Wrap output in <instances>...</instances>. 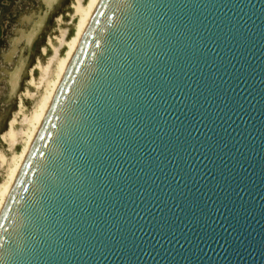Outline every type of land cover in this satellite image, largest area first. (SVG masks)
Wrapping results in <instances>:
<instances>
[{
	"label": "water",
	"instance_id": "1",
	"mask_svg": "<svg viewBox=\"0 0 264 264\" xmlns=\"http://www.w3.org/2000/svg\"><path fill=\"white\" fill-rule=\"evenodd\" d=\"M0 264H264V0H97Z\"/></svg>",
	"mask_w": 264,
	"mask_h": 264
},
{
	"label": "rangeland",
	"instance_id": "2",
	"mask_svg": "<svg viewBox=\"0 0 264 264\" xmlns=\"http://www.w3.org/2000/svg\"><path fill=\"white\" fill-rule=\"evenodd\" d=\"M78 1L81 5L88 3V0H0V154L4 157L3 161L0 159V183L8 176L10 156L22 146L18 139L10 148L2 136L10 129L12 120L14 129L24 130L22 116L34 111L46 80L54 78L56 60L67 51L64 41H70L77 29ZM41 18V27L28 44L26 35ZM45 66L44 77L41 69ZM18 67L13 89L10 78Z\"/></svg>",
	"mask_w": 264,
	"mask_h": 264
},
{
	"label": "bare ground",
	"instance_id": "3",
	"mask_svg": "<svg viewBox=\"0 0 264 264\" xmlns=\"http://www.w3.org/2000/svg\"><path fill=\"white\" fill-rule=\"evenodd\" d=\"M97 0H88V3L85 5H81L78 1L77 5L75 6V11L76 14L78 13V19H77V29L76 32L73 36V38L68 41L65 40L64 41V45L67 47V51L66 53L61 56L59 59L56 60V66H55V70H54V78L51 80H46L45 82V88L44 92L42 93V95L39 97V99L37 100V103L34 107V111H32L28 116L23 115L22 119H21V123L25 124L26 127L23 129L19 128L18 130L14 129V121H11V127L10 129L7 131V133H5L2 136V140H6L8 143V146L11 148L17 141H19L18 139L21 140L22 142V146L21 149L19 150L18 153L13 154L12 156H10V162L8 164V176H6V178L0 183V208L4 202V199L9 191V188L12 184V181L14 180V177L20 167V164L28 150V147L30 146L33 137L36 133V130L40 124V121L47 109V106L52 98V95L59 83V80L71 58V55L77 45V42L82 34V31L92 13V10L96 4ZM43 18L39 19V21L36 22L34 28L31 30V32H29L26 35V40L28 42V44H30L33 40V38L35 37V35L37 34L38 30L41 27ZM61 42V41H60ZM49 62V61H48ZM21 64V63H20ZM19 68L18 67L16 69V71L11 74V78H10V85L11 87H13L17 82V77H18V72H19ZM47 71V66H45L44 68L41 69L42 75L44 76L46 74ZM45 77V76H44ZM40 79H43L42 76L40 77ZM39 83V81H38ZM38 87V86H37ZM10 123V122H9ZM0 159L1 161L4 160V157L0 154Z\"/></svg>",
	"mask_w": 264,
	"mask_h": 264
}]
</instances>
